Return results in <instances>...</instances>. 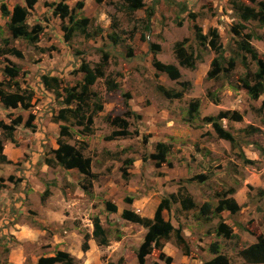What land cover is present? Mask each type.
<instances>
[{
	"label": "rangeland",
	"instance_id": "obj_1",
	"mask_svg": "<svg viewBox=\"0 0 264 264\" xmlns=\"http://www.w3.org/2000/svg\"><path fill=\"white\" fill-rule=\"evenodd\" d=\"M174 1L183 5L142 0L143 7L131 11L127 0H67L75 17L87 20L92 37L75 33L66 39L63 29L69 21L53 13L62 1L37 0L29 9L25 0H0L1 99L32 93L27 106L6 107L0 99V122L14 128V142L0 129L7 158L0 163V264H37L58 251L77 257L78 264H117L121 257L122 264H138L136 257L125 259L137 251L146 230L123 221L121 214L130 210L152 219L163 200L170 206L162 217L179 229L189 253L184 255L173 238L162 243V250H153L145 264H203L215 257L213 243L229 264H248L240 251L264 238V93L252 99L241 87L240 77L256 67L246 55L249 69H243L242 58L235 55L239 43L248 41L264 60V24L243 22L231 9L230 2L238 1L258 10L246 0ZM80 3L82 10H75ZM16 7L26 9L25 24L36 40L14 37L8 28ZM196 26L204 35L213 29L219 34L227 70L216 79L207 73L218 55L199 45ZM180 42L200 58L195 69L176 62L173 50ZM152 45L159 46L156 55ZM104 57V75L87 87L80 105L86 114L78 119L82 125L58 121L66 107L63 90L82 91L83 62L95 68ZM162 64L178 67L181 78L169 80L159 71ZM14 68L19 72L11 77L7 69ZM42 77L53 80L50 87ZM107 81L117 89L109 90ZM159 86L184 94L170 100ZM194 101L198 112L190 120ZM98 104L101 109L90 120ZM222 113L240 115L238 121L218 122L233 141L220 138L204 121ZM61 125L68 127L67 137L60 138ZM59 138L90 161L88 175L47 164ZM187 198L193 207L185 210L181 202ZM108 202L119 215L104 209ZM228 202L236 205L235 212ZM203 205L209 206L208 214L201 212ZM95 216L102 218L109 245L92 244L83 253L81 244Z\"/></svg>",
	"mask_w": 264,
	"mask_h": 264
},
{
	"label": "trees",
	"instance_id": "obj_2",
	"mask_svg": "<svg viewBox=\"0 0 264 264\" xmlns=\"http://www.w3.org/2000/svg\"><path fill=\"white\" fill-rule=\"evenodd\" d=\"M62 1L54 10V15L58 16L59 18L63 20H68L70 26L64 27L65 32V38L70 39L73 34L77 33L80 35H83L86 37V39H90L92 35L88 33L87 31V20L81 19L78 16L75 17L76 14H74L73 9H70L66 4H64L67 0H60ZM172 5H178L182 6L183 4L176 2L174 0H167ZM251 4H255L258 8V10L248 7L238 1H231V9L239 16V18L243 22H247L250 20H257L264 24V2L260 1L257 2V0H246ZM37 2V0H25V3L29 9L32 8V6ZM128 3V9L131 11L138 10L143 7L142 0H127ZM75 10H82V4H78ZM78 14V13H77ZM25 18H26V9L16 7L14 9V13L11 17L10 23L8 24V28L13 33L14 37H19L21 39L27 40V41H34L37 39L35 36V31H31L28 29L27 25L25 24ZM148 29V28H147ZM195 29V39L199 43L200 46L203 47H210L213 52H215L216 58L213 59L211 66L212 68L207 73L208 79H216L220 73H225L226 68L223 67V53L224 49L222 44L220 43L219 34L218 32L213 29L209 30L206 35H204L200 28L197 26L194 27ZM110 39L115 43L118 41V36L116 34H113L110 36ZM209 40V41H208ZM248 41H242L238 45V53L235 55V57H241L243 61V69L248 70L249 67L246 64L245 59L246 55L251 58V60L254 63V66L256 67V70L254 72L245 73L243 76L240 77V85L243 87L247 94L252 99H257L259 96H261L264 93V60H262L258 55L254 48L250 46V44L247 43ZM184 42L176 43L174 45V58L179 66L184 67L186 69H195L196 68V62L200 58H195L192 53H189L187 49L184 46ZM151 53L157 54L159 51V46L152 45ZM249 58V59H250ZM235 58H231L228 62L229 67L233 68L235 67ZM106 62L105 57L102 58L101 63L97 64L95 68H91L88 64H82L81 71L84 73L83 76V87L82 91L80 93H75L71 89H64L63 91L66 92V99L64 100V105L66 106L64 109H61L57 119L58 121L67 123L72 120H77V123L79 125H82L81 121L78 119L84 118L86 116L85 112L81 109V104L84 103V100L86 99V89L88 86H92L96 83L98 78H102L104 73ZM160 72H163L166 74L169 80L171 81H178L181 78L180 71L178 67L172 64L164 65L162 64L159 69ZM7 72L9 76L13 77L15 74H17L19 71L18 69L14 68L7 69ZM43 84L46 87H50L51 81H53L50 78L42 77ZM107 87H109V90H116L117 84L112 81H107ZM55 91V89H54ZM158 91L167 99L173 100V99H181L184 92H174L171 90H166L164 87L159 86ZM26 95L23 96H0L1 102L6 107H14L16 105H23L27 106L31 100L32 93L31 92H24ZM58 95V92H57ZM76 103V106L74 108L71 107L72 103ZM97 109H101L100 105H97L96 110H92L88 115L89 119L92 117L93 113L97 111ZM198 112V102L194 101L190 104L188 109V115L190 117V120L196 115ZM228 114L222 113L218 115L215 118H205L204 121L206 123H209L213 126L214 130L217 132L218 136L224 140L227 141H233L230 134L225 132L220 126L219 121L221 119L227 118ZM232 121H238L240 120V115L237 113L231 114L230 117H228ZM91 120V119H90ZM18 125V122H17ZM0 129L7 130L6 137L7 140L13 141V129L10 126H7L0 122ZM88 132V130H87ZM60 138L61 137H67L68 136V127L61 125L60 126ZM58 139V149L54 152V158L53 160H47V164L49 166L55 165L57 163L60 167L64 169H77L80 173L84 175H88L90 171V161L88 159H84L82 157V154L80 151L76 150L73 146L68 145L66 142H63L61 139ZM0 142V163L7 162L6 156L2 154V146ZM165 148L164 145L160 144L158 145V149L163 153V149ZM162 149V150H161ZM246 163L252 164L250 160H246ZM170 206V202L168 200H163L156 208L153 218H145L141 217L138 214L134 213L130 210H124L121 214V218L123 221L131 224H136L141 227H143L146 230V233L144 235V239L142 240V243L140 244L138 250L136 251L135 255L138 261V264H145L146 257H148L153 250H162L164 242L169 241L170 239L174 238L175 245L179 247L184 255L188 256L189 249L185 243L184 238L180 235L179 229H175L170 222H167L162 217V211L163 209H168ZM181 206L183 209H190L193 207V204L190 200V198H187L186 200H183L181 202ZM107 211L111 213L117 212V207L111 203H106L105 205ZM221 207V206H220ZM219 207V208H220ZM227 208H230L232 212H235L237 210L236 205L233 202H228L226 204ZM210 211V208L208 205H203L201 212L203 214H208ZM93 230L91 236L88 234L84 235L83 242L81 244V251L83 253L87 252L89 249L88 241L90 237L96 241H98L99 245H108V240L106 237V232L102 228L100 224V220L96 217L92 220ZM224 230V226H220L218 228V234H220ZM228 234L225 233V236ZM163 243V244H162ZM211 253L215 256L213 259L204 262L203 264H229L228 259L219 254V247L216 243L211 244L210 246ZM240 254L242 258L248 263V264H264V238H259L255 243L251 244L250 246L244 248L240 251ZM160 256L162 257V254L160 253ZM170 259L168 258L167 261ZM123 258H119L117 264H122ZM37 264H78V261L69 253L64 251H58L54 256L52 257H41L38 259Z\"/></svg>",
	"mask_w": 264,
	"mask_h": 264
},
{
	"label": "crops",
	"instance_id": "obj_3",
	"mask_svg": "<svg viewBox=\"0 0 264 264\" xmlns=\"http://www.w3.org/2000/svg\"><path fill=\"white\" fill-rule=\"evenodd\" d=\"M106 205V204H105ZM113 205H115V204H113ZM116 206V205H115ZM104 209L107 211V209H106V207L104 206ZM108 213H111V212H109V211H107ZM114 215H119V209L117 208V212L116 213H113ZM98 218L99 220H100V224H101V226H102V228L104 229V226H103V221H102V218H101V216H95L94 218ZM93 218V219H94ZM103 220L105 221V219L103 218ZM91 225H92V223H91ZM92 230H93V225H92ZM91 234H92V232H91ZM91 234H88V235H90L91 236ZM88 244H89V249H88V251L87 252H89L90 251V248L92 247V244H93V247L95 248V246H100V247H106V246H104V245H99V243H98V241H96V240H94V239H92L91 237H90V239H89V241H88ZM141 244V242H139L138 244H136L137 245V247L136 248H139V245ZM109 245V244H108ZM107 245V246H108ZM81 249V248H80ZM138 250V249H137ZM65 252V251H64ZM68 253V252H67ZM136 253V252H135ZM135 253H131V254H129V256H127V259H125V260H127V261H129V260H134V257H136V255H135ZM75 259L77 258V257H75V256H73ZM122 258V257H121ZM137 259V258H136ZM77 260V259H76ZM123 261H124V259H123ZM126 264H127V262H126Z\"/></svg>",
	"mask_w": 264,
	"mask_h": 264
}]
</instances>
